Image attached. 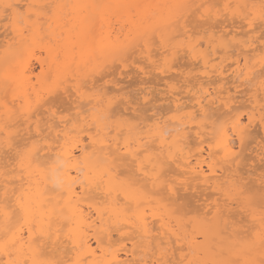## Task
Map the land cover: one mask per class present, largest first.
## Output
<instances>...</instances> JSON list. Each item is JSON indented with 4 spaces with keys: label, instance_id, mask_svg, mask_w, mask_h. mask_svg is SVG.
<instances>
[{
    "label": "snow or ice",
    "instance_id": "6c2138e0",
    "mask_svg": "<svg viewBox=\"0 0 264 264\" xmlns=\"http://www.w3.org/2000/svg\"><path fill=\"white\" fill-rule=\"evenodd\" d=\"M66 7L67 5L55 2L36 3L35 0H29L26 4L21 5L17 0H0V20L6 21L5 26L12 28L22 37L27 34L35 35L42 30L43 24L46 22L45 17L49 21L58 17L62 19L60 12ZM83 7L134 9L139 6ZM175 7L188 9V11H178L162 21L154 22L150 30L136 27L135 38L117 50L121 75L125 74V69L132 67L137 68L138 73L144 76H147L152 70L167 73L173 70V65L181 49H187L197 59L204 61L205 69L211 63L214 70L212 74L224 77L228 74L230 67L236 73V66L240 61L233 59L229 64V60L242 56L246 49L252 47L257 27L259 28L260 43L264 45V0H262L258 11H252L255 9V5L241 3L180 4ZM189 18H192L191 25ZM229 19L233 25L237 19L243 23L233 32V29L224 23ZM91 23L94 24V21ZM131 23H137L135 13H133ZM222 23H224L223 28L220 27ZM240 32H244V35L239 36ZM205 44L207 47L204 46ZM159 49H163L166 54L161 58L162 63H158L157 59H154L158 55ZM217 53H220L223 59L213 60L212 58ZM57 59L59 60V56ZM258 63L261 68L257 85L260 109L258 119L260 124L264 125V48L261 50ZM245 66H247V62H245ZM82 71L83 69L74 61L69 63L65 60L56 75L54 87L50 88L45 96L42 97L37 93L35 101L31 95L24 98L17 122L23 120L28 123L26 134L30 139H17L16 136L9 135L3 144L6 151L15 154L16 161L22 169L17 178L21 182L25 180V177L30 180L33 168L36 170L47 168V164L41 162L39 153L45 150L53 133L55 138L60 137V132L56 131V128L60 125L66 126L68 122H72L74 126L79 125L81 109L85 107L83 101L96 99L105 102L103 110H94L91 113V126L97 130V140L100 133L105 130L112 135L111 139L105 138L99 141L103 145L101 149L103 155L100 158L103 170L98 177L86 178L81 181L85 189L81 195L85 198L90 197V185L95 184L96 190H101L104 179L115 175L118 180H122L127 189L135 194L137 199L150 196L152 199L158 200L162 207L167 208L171 215H179L180 210L176 198L182 188L187 191L185 185L190 183V179L187 175L181 177L173 174L171 165L183 156L187 148V135L178 133L175 139L169 143L167 152L163 148H153V144L158 141L162 142V137H171L172 133L168 131L167 127H164L163 131L160 130L162 122L156 120L155 112L151 117H148L153 123L151 125L143 124L141 109L151 99L150 90L145 89L143 83L138 88H132L131 85H122L120 80L115 77L104 79L103 74L108 72L107 66L94 69L87 76L78 78L79 72ZM204 75H208L207 70ZM97 76L100 77L99 82L96 80ZM241 78L249 83L253 79V77L246 76L243 71L237 74V79ZM90 83L91 86H89ZM186 83L187 81L177 80L169 87L175 92ZM216 83L215 94L201 86L199 89L201 98L197 101L200 106L199 110L184 116V119H190L195 123L197 128H207L211 125L212 135L208 138V143L204 147H197L199 153H203L207 148L208 155L202 162H198L196 168L191 171L197 173L198 183L211 185L212 182H215V187L211 190L217 193V196L211 213L210 228L209 231L200 233L203 239L198 243L202 246L208 244L209 232L212 234V242L207 247L201 248L199 258L191 259L190 256H195L196 253L192 251L191 245H189L188 252L184 251L183 238L180 235L172 232V235L176 236L175 241H172L171 236L167 240L154 238L151 230L147 227L146 214L133 213L135 217L133 230L139 234V243L143 249L159 251L158 259L147 262L141 259L135 261L134 264H264V175L260 179L259 192L248 186L247 182L239 175L245 144L250 137L253 120L257 117L254 110L245 112L237 107L239 103L237 98L241 92L239 84L232 85L236 89L235 95L231 91L224 95L222 92L226 87L225 81L221 79ZM108 84L121 89L126 87L128 91H122L118 96H109ZM72 90L76 93L75 116L61 108L65 98L71 95ZM189 91L191 92V88ZM141 97L142 103L139 102ZM15 99L16 97L13 96V101ZM214 101H219V105L216 107L227 108V112L223 116L213 107ZM120 103L130 106L135 104V107L131 108L134 115H117L115 109ZM45 105H47L46 108ZM4 106L7 108L8 102H5ZM41 108L47 112V118H44L40 113ZM177 108L179 109V105ZM88 118V116H84L85 123ZM181 131L188 133L192 130L185 126ZM145 133L147 139H145ZM196 135L198 138L201 137L198 130ZM97 140H94L93 143H96ZM261 164L264 165V155L261 156ZM204 166H206V171ZM176 167H179V164H176ZM224 169H227L228 177L221 179L220 172ZM147 183H151L153 191L149 192L146 187ZM57 186L54 185V188ZM68 187L71 189V185ZM63 195H68V193L65 192ZM106 195H111L110 189L107 190ZM5 200L7 201V185H5ZM48 204L50 205L51 201H48ZM44 206L43 199L33 200L30 197L26 199L23 191L20 196L16 197L13 211L19 214L20 224L16 232H12L7 225L3 228L6 242L0 244V256L5 258L0 259V264H87V261L78 259L66 262L48 256L49 247L53 251H58V246L62 243L61 228L54 227L53 218L56 217L58 220L63 217L69 221V224L64 226L67 227V232L63 235L73 246H76L77 242L83 244L84 237L88 235L96 221H92L89 217V222L78 225L75 217L81 213V210L79 202H77L70 210L71 215L66 216L61 209L57 216L56 208L53 206L48 208L47 219H41L37 223L35 220L37 210ZM88 206L91 208L92 204L89 203ZM9 207L7 202L3 207H0V215H3L5 220H8L11 215ZM128 211L130 209L127 205L121 207L119 202H115L111 207L97 208V215L100 220L107 216L110 225L115 224L116 230L124 235L122 225H127L129 221L121 220V216H126ZM80 218L83 219L82 215ZM96 243L99 247L100 239H97ZM177 251H179L178 257ZM13 253H15V258ZM94 264H119V262L107 260L94 262ZM124 264H128V262H124Z\"/></svg>",
    "mask_w": 264,
    "mask_h": 264
},
{
    "label": "bare ground",
    "instance_id": "6f19581e",
    "mask_svg": "<svg viewBox=\"0 0 264 264\" xmlns=\"http://www.w3.org/2000/svg\"><path fill=\"white\" fill-rule=\"evenodd\" d=\"M17 2L20 3L21 5H24L27 2H29V0H17ZM35 2L36 3L55 2L62 5H67V7L63 8L60 12V16L63 17L62 19L58 17V18H53L52 20L49 21L47 17H45L46 22L43 24L42 30L38 31L35 35L27 34L26 36L22 37L18 35L17 32L14 31L12 28L6 27L5 26L6 23H4L3 20H0V32H1L0 33V85L2 88L5 89V92L6 90H8L6 93L3 94V96H9L8 93H10L11 97L9 96V100L12 99V101L10 102L12 106H13L12 103L13 96L16 97L14 103L17 102L15 103L16 107L15 106L12 107L11 104L9 103L7 108L4 106L5 103L0 102V207H3L4 204L7 202L10 205L9 211L11 213L10 218L8 220H5V217L3 215H0V244H5L6 242L4 239V232H3V228L5 227V225H7V227L10 228L12 232H16V229L19 227L20 224L19 214L17 212H14L13 209L15 208L16 197L20 196L23 191L26 199H28L29 197L33 200L43 199L45 202V206L40 207L37 210L35 216V220L37 221V223H39L41 219H47L46 213L48 211V208L53 206L56 208L57 216H59L61 209H63V212L66 216L71 215L70 210L74 208L77 202H79V208L81 210V213H79L77 217H75L77 224L79 225L81 223L89 222L88 221L89 217H91L92 221H96V223L93 224V228L89 230L88 235L84 237L83 244L81 245L79 242H77V245L73 246L70 242H68L64 238L63 235L64 233L67 232V227L64 226L68 225L69 221L64 219L63 217H60L58 220L56 219V217H54L53 218L54 227L61 228L62 243L58 246L59 248L58 251H53L49 247L48 256L50 258L60 259L66 262L78 259L80 261H87V264H94V262H103L107 260H114L119 262V264H124V262H128V264H134L135 261L141 259H143L146 262L158 259L159 258L158 250L156 249L145 250L143 249L142 245L139 243V239H140L139 234L135 230H133V225L135 224V217L133 216V213H137L140 215L146 214L147 227L151 230V233L154 238L167 240L168 237L171 236L172 241H175L176 236L172 235V232H175L176 234L180 235L183 238L182 245L185 252L189 251V245L192 246V251H194L196 255L190 256V258L191 259L199 258L201 248L207 247L208 244H211L212 242V234L211 232H209L208 244L202 246L198 243V241H201L203 239L200 233L209 231L210 221L212 220L211 213L213 211L215 200L214 202L212 201L213 203L210 202L211 204L206 203L207 204V205L205 204L206 206L203 205V208L205 207L204 209L206 210V212L202 214H200V211L203 208H201L200 210L199 209L196 210L195 208L196 211H193L194 208H192L193 210L190 208L192 211L191 210L189 211V210H185L186 206L187 208L190 207V206L188 207V204H186L183 205V208L185 207L183 210H185L186 212L187 211L191 212L192 215L195 214L194 216L185 215L186 213L180 214V212L179 215L173 216L170 214L167 208L161 206V203L158 202V200L152 199L150 196L137 199L135 197V194L132 193L129 189H127V186L122 183V180H118L115 175L111 177H106L104 179V182L101 185V190H96L95 184L90 185L89 186V189L91 191L90 197L85 198L84 196L81 195L85 191L84 186L81 184V181H84L86 178L98 177L99 173L103 170V164L101 163L100 160V158L103 155V152L101 151L103 145L99 141H102L105 138L111 139V135H112L107 133L105 130V132L100 133L99 139L97 140V136H96L97 130L96 128L91 126L92 125L91 113L94 110H103L105 106L104 101H100L96 99L89 101L88 99H85L84 101H86L87 103H84L83 101L85 107L84 109L83 108L81 109L82 112V115L80 116L81 123L77 126H74L72 122H68L66 126L60 125L59 127L56 128V131L60 132V137L58 139L55 138V134L53 133L52 139L49 140L45 150L39 153L41 162L47 164V168L43 170H36L35 168H33L32 170L33 174L30 180L29 178L25 177V180L21 182L17 178L20 172L22 171V169L19 163L16 161L15 154L13 155L12 152L6 151L5 148L3 147V144L5 139L9 135L16 136L17 139H19L18 137L23 138L24 136L27 135L26 130L28 128V123L23 120L17 122V116L20 113L21 105L22 102L24 101V98L26 96L31 95L33 101H35L36 94L37 93L40 94L41 92L36 90V86L32 82V76H34L35 72L31 64V59L35 55V49L40 48L42 45L41 40L45 43L46 41L44 40L47 39V42H49L48 45H45L47 42L45 44L43 43V45L46 46V47L44 46V48L47 51L49 62L47 61L48 64H44V62H42V68L46 66L47 67L46 69L48 68L51 69L50 71L53 74L50 72V74H52L50 77H52L53 79L48 78V80L44 79V82H41L42 86L44 87V90L47 89L48 91L50 88L54 87V81L56 75L60 70L61 64H63L65 60H67L69 63H72L74 61L76 65H79L80 68L83 69L82 72H79L78 78L81 76H87L94 69L109 66L110 63L112 65L114 63V66L112 65L110 66H112L111 68H115L116 61H119V54L117 50L126 46L132 39L135 38L136 27L139 26L141 27L142 30H150L154 22L162 21L163 19L167 18L168 16L178 11H185V12L188 11V9L176 8L175 7L176 5L205 4V1L203 0H35ZM218 3H220V5H223L225 3L228 4L241 3V4H248L250 6L255 5L256 6L255 9H252V11H258L259 6L261 5L259 3L255 4L256 2L253 3V0H220L219 2H217V4ZM115 5H138L139 7H136L134 9H130L126 7H83V6H115ZM73 6H80V7H73ZM133 13H135V21L137 22L136 24L131 23L133 19ZM93 18H97V21L95 22ZM91 21H94V24H92ZM224 23L228 24L229 27L233 29V32H235V29L238 28L243 22L238 20L237 23L233 25L231 19H229ZM224 23L220 25L221 28H223ZM49 24H51V27H49ZM257 28L255 35L259 32L258 30L259 28L258 29ZM228 34L231 35V33ZM241 35L243 36L244 32H240L239 36ZM255 37L256 38L253 42L252 47L246 49L245 53H243L242 56H237V58L235 59L240 61V63L236 66L237 67L236 73H234L233 69L230 67L228 70V74H226L224 77H220L219 75L212 74L214 70L211 67V63L208 65V68L205 69L204 61L202 59H197L194 56V54L187 49H181L180 51V53L183 52L184 54L187 55L188 60L199 62L196 63V65L199 66L201 65L200 67L197 66L199 69L196 67L200 73L199 76V74L196 72L198 74V78L190 76L191 74L190 72L187 73L183 72L185 73L182 75L183 77L179 76L181 79L183 78L182 81H187L186 85L183 86L185 87L183 88L184 90L188 88L186 90L188 91L193 81H195L193 85L194 87L191 86V89L193 88L192 90L193 92H194V88H196L197 90H195L196 92L194 93V95H192V100L190 99L191 100L190 104L185 106L184 104L186 102L183 103L184 102L183 100H185L187 96H185L182 93L183 96L185 97L183 98L181 93H176L179 90L174 92L169 87L170 84L166 83L167 86L169 85L168 87L170 90L168 91V93L169 94L171 93V96L168 97V95H163L164 97L165 96L166 97L164 98L162 96L161 99L163 100L164 98L165 102L168 101L170 102L171 105H168L167 114L165 113L166 112L165 111L164 113H161L162 115L161 114L156 115V120L162 122L160 127L161 131H163L164 127H167L168 131L171 132L172 135L171 137H167V136L162 137V142L159 141L156 142L155 144H153V148L155 149L163 148L164 151L167 152L169 143L171 142V140L175 139L178 133L181 135L184 134L187 135L188 137L187 148L185 149L183 156L180 159L176 160V162L171 165V172L173 174L181 177L187 175L189 177L190 183L188 185H185L187 191L194 189L196 190L202 189L203 192L210 191L212 192L211 195H213L214 193V195L216 194L215 196H217V193L211 190L212 188L215 187V182H212L211 185L198 183L197 173L195 171H191V169L196 168L198 162H202L204 158L208 155L207 148H205V151L203 153H199L197 152V147L198 146L204 147L208 143V138L212 135L211 125H209L207 128L205 127L197 128V125L193 123L190 119H184L185 114L194 113L199 110L200 106L197 101L201 98L199 91L201 86L207 88L209 91L215 94L217 91L216 82L223 79L226 84V87L222 92V94L224 95H226L228 91H231L233 95H235L236 89L234 87H231L234 84H239L241 86V89L242 87H244V90L246 89L245 91H247V93L244 90H241L242 92L240 93L241 95H244L246 93L245 94L246 96L250 94L249 100L247 99V101H249L250 104L249 109L250 111L254 110L257 117L256 119L253 120V124L251 128L253 127L257 128L256 126L258 125L264 135V125H261L258 119L260 109L258 102L259 89L257 87L261 72V68H260V64L258 63V60L261 54V50L262 48H264V45H261L259 36H255ZM52 43L56 45L57 48L56 49L54 48V50H49L48 48L51 47V45L54 46ZM204 46L207 47L206 44ZM161 50L162 52L160 53ZM161 50L160 49L158 50V53L160 54L158 55V58L160 56H161L160 58H162L163 56L166 55L164 50L163 49ZM183 53L182 55H184ZM217 55H221V54L217 53L216 56ZM58 56H59V60L57 59ZM216 56H214L212 59L215 60L217 58ZM178 57L179 55L177 56V59ZM241 57L243 61L241 60ZM220 58L223 59L222 55ZM183 59H185V57L182 58L181 60ZM232 59L233 58H230V60ZM245 62H247V66H245ZM158 63H162V59H160ZM231 63L232 61H230L229 64ZM175 64L178 63H174L173 69L176 68ZM116 65L119 66L118 62ZM188 65L191 66L192 64H188ZM194 67L195 66H193V68L190 69L195 71ZM206 70L208 71L207 76L204 75V72ZM131 71L133 72L136 70L134 69ZM240 71H243V73L246 76L253 77L250 83L244 81L242 78L237 79V74ZM168 72L172 73V70ZM115 73H113L114 76L116 75ZM155 73L157 72H153V76H155ZM119 74L120 77L123 76L121 75L120 72ZM150 74L151 73H149L148 75ZM159 74H161L159 76L160 79V77L166 73L160 71ZM159 74H156L157 77ZM150 76L149 79L152 78V76L151 77ZM162 77L165 79L164 75ZM191 77L193 78V81L191 80L192 79ZM45 78H47V76H45ZM138 78H136V80ZM119 79L120 78H118V80ZM164 79H160V80L164 81ZM41 80L39 79V81ZM46 80L49 83H47ZM147 80L148 79L146 80L144 79L145 82H147ZM168 80L171 81V78ZM176 80L178 79H175V81ZM50 81H52L53 83L52 85ZM152 81L149 82L152 83ZM41 83H39V85ZM43 83H47L48 85L46 86ZM49 85L51 86L48 87ZM108 85H107V89L109 96H118L121 94L122 90L124 91V88L123 89L116 88L113 85L111 87H108ZM245 86H247L249 89ZM4 89H0V92ZM181 91L182 90H180V92ZM73 92L74 93L72 94V96L70 95V98L75 97V99L73 100V102H71L72 104L70 103L71 104L70 110L73 109L75 111L73 113L74 114L73 116H75L76 93L74 90ZM186 93L190 95V91ZM0 98H1L0 100H2V97ZM3 98L5 99V97ZM237 99L239 100V97ZM4 101L6 102V100ZM139 102L142 103V97L140 98ZM149 105L150 104H148V106ZM177 105H179V109L177 108ZM217 105H219V101H214L213 107H215L216 111L221 116H223V114L227 112V108H224L223 106L216 107ZM118 106L116 107V109L118 108V110H116L117 115H124V116L134 115V113L131 111V108L135 107V104L130 106L129 104L125 103V106L123 107V104L120 103V105ZM86 107L88 109H85ZM145 109L147 110V107ZM42 110L43 109H40V113L45 117L47 115V112L45 110L41 112ZM171 111L173 112L174 115L173 116L171 115L168 118ZM168 112L170 113L168 114ZM163 114H166L168 116ZM84 116L89 117L86 123L84 122ZM142 122L143 124L146 125H151L153 123V121L149 120L148 118L146 120H142ZM18 123L21 125L24 124L25 126L24 129H21V131L23 130V134L20 131V129H18L19 127H21L18 125ZM185 126L188 129H191L192 131L188 133H184L183 131H181ZM197 130L201 133L200 138H198L196 135ZM250 132L252 133L253 130ZM144 135H145V139H147L146 133ZM28 139L30 138L28 137L27 140ZM94 140H97V142L93 143ZM246 144L245 147H248V145L246 146ZM257 147L259 152L255 151L254 153H256L255 154L256 156L255 155L249 156V158L251 159L253 157L252 159H255L253 160L254 162L258 161V163L261 164V156L264 155V144L260 142L257 144ZM246 149L248 150V148H244V153L247 151ZM10 153L13 156L11 155L9 156ZM249 158L248 156L247 158L245 157L246 160L248 159V161H252L249 160ZM10 159H14L15 162L11 161L12 162L11 163ZM243 162H241L239 169L240 177L243 180H247L248 186L250 184V187H253L257 192H259V189L261 187L260 179L261 176L264 175V170L260 174L257 172L259 170V167L262 166V164L261 166H259V164L258 166L251 165L250 168H253L254 170L253 171L254 173L252 174L251 172L250 173L246 172L249 170L245 169L247 165L248 166L250 165L249 164L246 165L245 163L246 161L244 162L245 164ZM176 164H179V167H176ZM12 166H14V169H12L13 168ZM241 166L242 167L245 166L243 168L246 171L243 168H241ZM262 168L264 167L262 166L261 169ZM204 170L206 171V166H204ZM243 170L245 172H243ZM245 174L247 175V177H244ZM253 175L254 176L256 175L255 179L252 178ZM227 177H228L227 169L222 170L220 172V178L226 179ZM5 185H7V201L5 200ZM54 185H58V186L54 188ZM69 185H71V189H69L68 187ZM146 187L149 190V192L153 191L151 183H147ZM109 189L111 190V195H106V192ZM183 191L185 192V190L182 188L178 192L176 203L179 202V198L180 200L181 198L185 199L182 196V194H180V192L182 193ZM65 192H67L68 195H63ZM69 197H71V199H69ZM48 201H51L50 205L48 204ZM115 202H119L121 207L127 205L128 208L130 209V211L127 212L126 216H121V220L127 219L129 221L127 225H122L124 228V233H125L124 235H121L120 231L116 230L115 224L110 225L107 216H105L103 220H100L99 216L97 215V208L104 206L111 207ZM89 203L92 204L91 208H89L88 206ZM180 210H182V207ZM197 212L199 215H196ZM81 215L83 218L82 220L80 218ZM97 233H99V236H97ZM17 235H19V233H17ZM97 239H100L101 241L99 247L97 246L96 243ZM177 248H179V246ZM154 252L155 254H153ZM13 256L15 258V253H13ZM178 256H179V251H177V257ZM4 258L5 257L0 256V259H4Z\"/></svg>",
    "mask_w": 264,
    "mask_h": 264
},
{
    "label": "rangeland",
    "instance_id": "374dc122",
    "mask_svg": "<svg viewBox=\"0 0 264 264\" xmlns=\"http://www.w3.org/2000/svg\"><path fill=\"white\" fill-rule=\"evenodd\" d=\"M203 1H205V4L206 3H210V2H212V4L214 3V4H217V2H219L220 0H203ZM215 1H216V3H215ZM256 3H255V2ZM259 1V2H258ZM262 0H253V3H255V4H261L260 2H261ZM219 5H220V3H218ZM217 4V5H218ZM94 20H95V22L97 21V18H93ZM190 19V21H191V23H192V18H189ZM239 19H237L236 20V23H237V21H238ZM46 21V20H45ZM240 21V20H239ZM4 23H6V21H4ZM191 23H190V25H191ZM239 23V22H238ZM258 29V28H257ZM259 30V29H258ZM2 32H3V30H2ZM258 32V31H257ZM1 33V32H0ZM242 36V35H241ZM255 36H259V32L255 35ZM63 38V37H62ZM44 41H46L47 42V39L46 40H44ZM41 47L40 48H36L35 49V47H34V49H35V55H34V57H32V59H31V64H32V68L34 69V76H32V82L35 84V86H36V90H38V91H41L40 92V96H45L46 95V93H47V89L46 90H44V87L42 86V83L41 82H44V79H47L48 80V78H50V79H53L52 77H50L53 73L50 71L51 69H49V71H48V69H46L47 67L46 66H44V68H42V62H44V64H48V62H49V58H48V56H47V51H46V49L44 48V46L45 45H48V43L49 42H43L42 40H41ZM43 43L45 44V45H43ZM53 44V43H52ZM39 45V44H38ZM54 45V44H53ZM40 46V45H39ZM49 46H50V44H49ZM55 46V47H54ZM54 46H52L51 45V47H49L48 49L49 50H54V48L56 49L57 48V46L56 45H54ZM38 47V46H37ZM43 47V48H42ZM46 47V46H45ZM53 48V49H52ZM161 50V49H160ZM162 52V50L160 51V53ZM182 53L183 52H181V53H179V57H178V59H176L177 61L175 62V63H178V64H175L176 66V68H174L173 70H172V73L171 72H168V73H166V74H163L164 76H165V79L162 77H160V79H164V81H162V80H160L159 79V76L161 75V74H159L160 73V71H154L153 70V72H157V73H155V76H153V72L152 71H150L149 73H151L150 75L152 76V78H150L149 79V76L150 75H147L148 76V78H147V76H143V75H141V74H136V73H138L137 72V69L135 68V67H132V68H128V69H125V74L123 75V76H121L120 77V74H119V72H120V64H119V62L118 61H116V64H117V62H118V64H119V66H117L116 64H115V68L119 71H117L115 68H111L112 66H114V63H113V65L110 63V65H112V66H110V68H109V66H107L109 69H108V72H107V74L106 73H104L103 75H104V79H112L113 77H115V79H118V78H120L119 80H121V79H123V80H121V84L122 85H131L132 86V88H138V87H140L141 86V84L143 83V85H144V88L146 89H148V90H150V96H151V99H150V103H148V104H150L149 106L151 107H149L148 106V104H147V106H144L142 109H141V118H142V120H146L148 117H150L151 115H152V113L153 112H155V113H158L157 115H160L161 113H164L165 111V113L167 114V109H168V105H171L170 104V102H165V100H164V98L166 97H164L163 95H168V97H170L171 96V93L169 94L168 93V91L170 90L169 89V85L167 86L166 85V83L167 84H172L171 82H175V79H178V80H183V78L181 79L180 77H183L182 75L183 74H185V73H187V72H190L191 74H190V76H193V77H197L198 78V74H199V76H200V73H199V68L198 67H200L199 65H196V63H199V62H196V61H193V60H188V57H187V55L186 54H184V55H182ZM220 54V53H219ZM158 55H160L159 53H158ZM158 55L154 58V59H157L158 61L161 59L160 57L158 58ZM183 56V57H182ZM184 58L185 57V59H183V60H181L182 58ZM186 57H187V59H186ZM217 58H219V59H221L220 57H221V55H217L216 56ZM216 58V59H217ZM237 57H233V59H236ZM232 59V60H233ZM232 60H229V63H230V61H232ZM241 60L243 61V59H242V57H241ZM48 61V62H47ZM192 61V62H191ZM115 62V61H114ZM195 62V63H194ZM188 64H192L193 66H195L194 68H195V71L194 70H192V69H190V68H193V66L191 67L190 65H188ZM48 66V65H47ZM190 66V67H189ZM198 66V67H197ZM119 67V68H118ZM198 69H197V68ZM45 69V70H44ZM136 70V71H131V70ZM197 70V71H196ZM52 71H53V69H52ZM128 71V72H127ZM44 72H46V73H44ZM50 72L52 73V74H50ZM116 72V73H115ZM118 72V73H117ZM183 72H185V73H183ZM194 74H193V73ZM198 74H197V73ZM113 73H115L116 75L114 76V74ZM127 73H128V76H127ZM182 73V74H181ZM43 74H44V77H43ZM50 74V75H49ZM117 74H119V75H117ZM156 74H159L158 75V77H157V75ZM170 74H171V76H170ZM174 75V77H173V75ZM196 74V75H195ZM140 75V76H139ZM169 75V76H168ZM195 75V76H194ZM45 76H47V78H45ZM49 76V77H48ZM150 76V77H151ZM176 76V77H175ZM180 76V77H179ZM43 77V78H42ZM54 77V76H53ZM125 77V78H124ZM129 77H131V79H129ZM138 77H141V78H138ZM154 77V78H153ZM167 77V78H166ZM136 78H138L137 80H136ZM171 78V81L170 80H168V79H170ZM180 78V79H179ZM192 78V77H191ZM196 78V79H197ZM231 78V77H230ZM39 79L41 80V81H39ZM49 79V80H50ZM144 79L146 80V79H148L147 80V82H151L152 80V83H147V82H145L144 81ZM167 79V80H166ZM174 79V80H173ZM46 80V82L47 83H49L48 81ZM96 80L99 82V80H100V77L99 76H97L96 77ZM141 80V81H140ZM192 81H193V78L191 79ZM39 81V82H38ZM166 81V82H165ZM177 81V80H176ZM169 82V83H168ZM194 82L195 81H193V83H191V86H193L194 85ZM38 83V84H37ZM39 83H41L40 85H39ZM47 83H43L44 85H48ZM50 83H51V85L53 84L52 83V81H50ZM33 84V85H34ZM38 85H39V87H38ZM51 85H49L48 87H50ZM34 86V87H35ZM89 86H91V83L89 84ZM112 86V84H109L108 85V87H111ZM167 86V87H166ZM191 86L189 87V88H191ZM230 86V85H229ZM194 87V86H193ZM232 87V86H231ZM245 87H247V86H245ZM37 88H39V89H37ZM40 88H41V90H40ZM182 89H178L179 91H177L176 93H181V95L183 96V94L185 95V96H187V98H185L184 96H183V98H185V100H183L184 102L183 103H185L184 105L186 106V105H188V104H190V102H191V100H192V95H194V93L196 92L195 90H197L196 88H194V92L192 91L193 90V88L191 89V92H190V95L189 94H187L186 92H188V91H186V90H184L183 88H185V87H181ZM209 88V87H208ZM211 88V87H210ZM248 88V87H247ZM0 89H4V88H2L1 87V85H0ZM49 89V88H48ZM126 89V90H125ZM249 89V88H248ZM180 90H182V91H184V92H180ZM241 90H244V87H242V89ZM246 90V89H245ZM244 90V91H245ZM8 90H6V92H7ZM123 91V90H122ZM124 91H128V89L125 87L124 88ZM154 91V92H153ZM2 92V93H1ZM0 92V97H2V100H0V102H3V103H5V101L4 100H6V102H8V104L12 101V99H10L9 100V96H10V93H8V95L9 96H3V94L4 93H6L5 92V89L4 90H2ZM242 92V91H241ZM246 93H247V91H245ZM74 92H73V90H72V93H71V96H72V94H73ZM183 93V94H182ZM245 93V94H246ZM152 94V95H151ZM241 95V93H240V95H241V97H240V95H239V103L237 104V106H240V108L243 110V111H245V112H247V111H250V107H249V101H247V99L249 100V98H250V94L249 95ZM61 95H63V93L61 94ZM162 96L164 97L163 98V100L161 99L162 98ZM3 97H5V99L3 98ZM11 97V96H10ZM189 98V99H188ZM1 99V98H0ZM75 99V97H72V98H70V95H69V97L67 96L66 98H65V100H64V102L62 103V105H61V108L63 109V110H65V111H68V112H71L72 114L75 112L73 109L72 110H70L71 109V102H73V100ZM191 99V100H190ZM161 100V101H160ZM187 100V101H186ZM151 101H153V102H151ZM13 103V106H12V104H11V106L12 107H14L16 104L15 103H17V102H15L14 103V101L12 102ZM71 103V104H70ZM84 103H87L86 101H84ZM123 104V107L125 106V103H122ZM85 105V104H84ZM120 105V104H119ZM10 106V105H9ZM154 106H156V107H154ZM16 107V106H15ZM47 106L45 105V108H46ZM119 107V106H118ZM147 107V110L145 109ZM88 108H89V106H88ZM87 107L85 108V109H88ZM121 108H122V105H121ZM41 109H43V110H45L44 108H41ZM84 109V108H83ZM154 109V110H153ZM43 110L41 111V112H43ZM59 110V109H58ZM116 110H118V108L117 109H115V111ZM148 111H150V112H148ZM151 111H153V112H151ZM170 111V110H169ZM170 112H168V114H169ZM166 114H163V115H166ZM74 115V114H73ZM162 115V114H161ZM173 116L174 114H173V112L171 111V113L169 114V116L168 115H166V116H168V118L170 117V116ZM47 116V115H46ZM46 116L44 117V118H46ZM165 116V117H166ZM21 121V120H20ZM246 121V120H245ZM21 123H23V122H21ZM18 125L19 126H21V127H23L24 126V124L23 125H21V124H19L18 123ZM21 127H19L18 129H20V131H21V129H24L25 128V126L23 127V128H21ZM257 128H255V127H253V128H251L250 129V131H252L253 130V132L251 133L250 132V137H249V139H248V141L246 142L247 144H246V146L248 145V147H245V148H248V150L244 153V155H243V157L245 156L246 158H247V156H248V158H249V156H254L256 153H254L255 151H258V147H257V144L258 143H263L264 144V141H262V140H264V135H263V133H262V130L259 128V126L257 125L256 126ZM259 129V130H258ZM22 132V134H23V130L21 131ZM25 132V131H24ZM194 132V131H193ZM261 133V134H260ZM21 136V135H20ZM19 139H21L22 137H18ZM26 139L27 140V135L26 136H24L23 137V139ZM24 139V140H25ZM257 149V150H256ZM259 152V151H258ZM13 156L14 155V153H13V155L10 153L9 154V156ZM256 156V155H255ZM242 157V160L243 159H245V157L243 158ZM9 158H12V157H9ZM8 158V159H9ZM253 158V157H252ZM250 159L249 158V160H252V161H248V159L246 160H243L245 163H246V165L247 164H249L250 166H246V170H249V171H246L243 167H245V166H241V168H243L246 172H248V173H254L253 171V168H250L251 167V165L252 166H258V161L257 162H254L253 160H255V159ZM255 158V157H254ZM11 161H14V159H10V162ZM242 161V162H243ZM9 162V163H10ZM15 162V161H14ZM243 162V163H244ZM12 163V162H11ZM243 163H242V165H243ZM244 163V164H245ZM15 164V163H14ZM259 166H261V164H259ZM263 167H264V165H262ZM261 166V167H262ZM13 167V168H12ZM11 168L12 169H14V166H12ZM261 167H259V170H258V172L257 173H261V172H263V170H264V168H262L261 169ZM257 168V167H256ZM243 170V172H245ZM15 175H16V173H15ZM15 175H12V176H15ZM244 177H247V175L245 174L244 175ZM252 178H256V175L254 176L253 175V177ZM250 180V179H249ZM248 180V181H249ZM246 182H247V180H245ZM250 183V182H249ZM247 184H248V182H247ZM249 186H250V184H249ZM15 187V186H14ZM196 189H194V190H190V191H183L182 193L180 192V194H182V196L185 198V199H183V198H181V200H180V198H179V202H177V206L181 209V207H182V210H180L179 212H180V214L182 213V214H185V215H188V216H194L195 214H193L192 215V213L191 212H186L185 210H191L192 208H194V210L193 211H196V210H200L201 208H203V205L204 206H206L207 204H209L210 202H214V200L216 199V194L214 195V193H213V195H211V193L212 192H210V191H206V192H203L202 191V189L200 190V189H197L196 191H195ZM188 198V199H187ZM212 202V203H213ZM207 203V204H206ZM186 204H188V207L189 208H187V206H186V209L185 210H183L184 208H183V205H186ZM206 204V205H205ZM211 204V203H210ZM191 208V209H190ZM195 208H196V210H195ZM205 208V207H204ZM202 209L201 211H200V214H202V213H204V212H206V210L205 209ZM191 210V211H192ZM204 210V211H203ZM199 212V211H198ZM198 212L196 213V215H199L198 214ZM195 213V212H194ZM178 247V246H177Z\"/></svg>",
    "mask_w": 264,
    "mask_h": 264
}]
</instances>
